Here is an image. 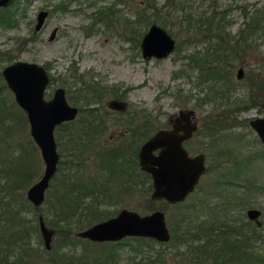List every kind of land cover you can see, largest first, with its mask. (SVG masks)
I'll return each instance as SVG.
<instances>
[{"label": "trees", "instance_id": "trees-1", "mask_svg": "<svg viewBox=\"0 0 264 264\" xmlns=\"http://www.w3.org/2000/svg\"><path fill=\"white\" fill-rule=\"evenodd\" d=\"M19 1L0 8V26L16 24ZM65 6V0H61L54 8ZM234 6L243 17L236 31L230 28ZM146 9L137 12L133 21L139 28L157 22L173 36L183 37L174 50L183 53L185 59L179 72H196L195 85L205 93L202 101L218 98L230 103L236 61L253 64L264 73V3L207 0L203 6L194 5L193 0H165L157 7L151 0ZM107 15L108 11L102 10L95 21L106 24ZM141 35L139 30L137 44ZM198 44L201 46L197 48ZM13 60L10 52L0 53V61ZM1 68L0 264H118L126 246L139 255L130 264H264V212L257 222L247 218L244 211L252 206V195L264 194V145L240 155L230 167L221 163L222 167L214 172L209 169L208 181L197 184L185 200L168 203V241L148 236H126L115 241L82 238L72 230L114 215L119 209L109 206L121 203L125 194L138 190L149 204L154 202L149 197L150 174L138 163L140 143L152 131L140 119L147 122L151 115L144 108H135L117 117L119 114L103 104L107 96L116 93L113 85L74 76L73 83L79 84L78 96L68 98L78 104L79 112L55 129L60 147L57 170L45 192L44 208L35 207L24 195V189L37 173L33 161L37 146L29 135L26 139L19 133L26 127L27 118L8 96ZM197 100L201 102L199 97ZM254 101L255 97L249 95L236 98L233 103L238 109H247ZM116 122L124 131L118 139H109L106 134ZM211 122L212 125H204L203 135L210 144L203 150L207 154L212 150L216 156L234 155L236 147L218 140L222 138V118ZM37 209L54 230L50 249L43 246L39 236L37 245L31 244L33 233L38 232ZM155 244L159 247L154 248Z\"/></svg>", "mask_w": 264, "mask_h": 264}, {"label": "rangeland", "instance_id": "rangeland-1", "mask_svg": "<svg viewBox=\"0 0 264 264\" xmlns=\"http://www.w3.org/2000/svg\"><path fill=\"white\" fill-rule=\"evenodd\" d=\"M59 1L61 0H20L18 13L15 14L16 24L12 27L0 26L1 54L10 52L15 59L36 61L44 63L48 67L53 80L46 89L45 96L47 98L52 95L55 87L64 86L66 94L75 99L78 96L76 89L79 84L73 83V77L81 76L85 80L92 78L101 83L116 84L118 89L123 90L125 93L123 98L128 102L127 110L146 109L151 115L149 122L152 121L155 127H164L167 124L168 117L171 114H176L179 109L194 108L198 120V129L191 142L195 150L189 149L190 153H196L206 145V135H203L205 123L212 125L211 120L222 118L223 129L220 135L222 138H218V140L236 147L235 154L216 156L212 150L209 154L203 150L208 156L207 167L200 177L199 183H204L206 179L209 180V169L214 172V170L222 167L221 163L225 168L230 167L233 165L234 159H240V155L262 146L259 140L256 139V134L250 127L249 120L254 116L264 115V104L251 106L247 109H238L237 105L233 103L236 98L248 97L249 95L255 97L256 92H260L258 87H260L264 73H260L254 67L253 61H251L252 65H242L244 68L242 79L236 78V70L241 65L236 61L232 72L233 94L230 103L221 101L218 98L211 100L207 98L202 101L205 93L201 91L199 86L195 85L196 72H191V75L179 72V69L185 66L183 64L185 59L181 56L183 53L173 51L167 57L159 59L152 57L147 60L142 57L139 47L140 40L137 44L136 38L139 30H142L143 34L148 26L139 28V25L133 20L136 18L137 12L147 11L146 3L147 1L151 2V0H65L66 6L64 9L54 8ZM164 1L155 0V5L160 7ZM193 1L194 5L205 6L207 4V0ZM232 1L235 4L246 3L248 5L264 3V0ZM42 8L47 9L49 14L43 27L35 32L36 15ZM12 9L15 10L14 5ZM102 10L108 11L106 24L103 21H95V17L99 16ZM230 13L233 18L230 28L232 31H236L243 21V17L236 6L233 7ZM55 26L58 27L56 36L53 40H48V35ZM175 38L177 42L180 41V38L183 39V37ZM200 46L198 44L197 48ZM6 63L0 61V67H3ZM186 72L190 73V70L186 69ZM263 95L261 94L264 99ZM8 96L15 101L10 90H8ZM198 97L201 102L197 100ZM69 102L75 104L72 99H69ZM75 105L78 106V104ZM137 116L140 119L139 115ZM121 127H110L106 135L109 136L113 131L120 130ZM19 133L26 139L27 135L31 137L28 121L26 127L21 128ZM111 135H115V133ZM235 135L239 138L234 137ZM208 138L210 139V137ZM209 144H207V147H209ZM57 149L60 150L58 145ZM36 154V159L33 161L37 173L31 183L40 176L44 167L38 147ZM88 163L90 169L92 164L90 161ZM203 178L205 179L203 180ZM27 187L24 189L25 196ZM148 201L142 196L141 192L135 190L131 194H125L121 203L109 207L113 210L127 207L142 214L154 209H161L165 212L168 222L169 213L171 212L168 206L169 202L154 200L149 204ZM43 202L38 205L42 209L44 208ZM251 204L252 206L245 208V215L247 216L246 210L248 208H259L261 213L258 220H260L264 212V194L256 193L252 195ZM40 211V209L35 210V214L39 215ZM30 214L31 217L32 213ZM80 229L74 228L72 231L76 234ZM38 236L44 246L39 225L38 232H34L32 235V245H37ZM263 245L264 242H262ZM153 247L158 248L159 245L155 244ZM145 249L148 250V248ZM77 250L80 252L81 248ZM138 257V254L131 253L129 246H126L119 255L118 264H130L131 260H136ZM256 264H259V262Z\"/></svg>", "mask_w": 264, "mask_h": 264}, {"label": "water", "instance_id": "water-1", "mask_svg": "<svg viewBox=\"0 0 264 264\" xmlns=\"http://www.w3.org/2000/svg\"><path fill=\"white\" fill-rule=\"evenodd\" d=\"M13 1L0 0V7L8 6ZM47 15L48 10L45 8L38 11L35 30L43 27ZM57 29L55 26L51 30L50 40L55 37ZM175 46L176 38L157 22L149 24L139 43L141 55L147 60L152 57H167L174 51ZM1 73L16 103L25 112L29 133L43 160L42 173L26 189L27 199L38 206L44 201L46 189L57 170L60 157L55 129L62 122L74 119L79 108L69 102L63 86L56 87L49 98L45 96L50 76L42 63L18 59L6 64ZM242 75L243 68L239 67L236 76L241 78ZM105 104L120 111L126 110L128 106L126 100L115 97L107 99ZM194 113L193 108L179 109L171 128L157 130L139 147L138 163L142 170L150 174L152 200H165L169 203L185 200L206 170L204 154L189 155L182 144L183 139L189 137L196 129V124L191 121V115ZM249 123L264 142V116L252 118ZM260 213L261 210L255 207L246 210L248 218L257 222ZM38 225L44 246L50 249L54 230L46 224L42 214L38 215ZM76 235L93 241L148 236L165 242L170 238V230L165 212L161 209L142 214L137 210L122 207L114 215L78 230Z\"/></svg>", "mask_w": 264, "mask_h": 264}, {"label": "flooded vegetation", "instance_id": "flooded-vegetation-1", "mask_svg": "<svg viewBox=\"0 0 264 264\" xmlns=\"http://www.w3.org/2000/svg\"><path fill=\"white\" fill-rule=\"evenodd\" d=\"M1 8V7H0ZM48 14H49V11H48ZM48 16V15H47ZM47 18V17H46ZM46 20V19H45ZM44 24H45V21H44ZM43 24V25H44ZM58 30V29H57ZM34 31L36 32V31H39V30H35L34 29ZM57 32V31H56ZM50 33H51V31H50ZM50 33H49V35H50ZM49 35H48V40H50L49 39ZM55 36H56V34H55ZM55 38V37H54ZM53 38V39H54ZM53 39H51V40H53ZM176 45H177V41H176ZM175 48H176V46H175ZM175 50V49H174ZM15 60H18V59H15ZM15 60H13V61H15ZM13 61H11V62H13ZM11 62H7L6 64H8V63H11ZM36 62V61H35ZM39 63V62H38ZM5 64V65H6ZM43 64V66L47 69V71H48V74H49V76H50V80H49V82H48V85H47V87H46V89L49 87V85H50V83H51V74H50V72H49V70H48V67L44 64V63H42ZM4 65V66H5ZM3 66V67H4ZM2 67V68H3ZM239 67H242L243 68V66L242 65H240V66H238V68ZM2 68H1V71H2ZM237 68V69H238ZM237 71V70H236ZM2 74V73H1ZM236 74H237V72H236ZM3 77V76H2ZM244 77V68H243V75H242V77L241 78H238L237 76H236V78L237 79H242ZM4 79V78H3ZM5 81V80H4ZM264 81V80H263ZM6 83V82H5ZM7 85V84H6ZM114 86V89H115V91H116V93L114 94V95H112V96H107L106 98L107 99H109V98H119V99H122V100H126V99H124L123 97H124V92H123V90H119L118 89V86L116 85V84H114L113 85ZM8 87V86H7ZM58 87V86H57ZM64 87V86H63ZM263 85L262 86H260V87H258V89H260V92H261V90H262V95H263V91H264V89H263ZM56 88V87H55ZM54 88V89H55ZM65 88V87H64ZM10 90V89H9ZM11 91V90H10ZM54 91V90H53ZM65 91H66V88H65ZM260 92L259 93H257L256 92V96H255V101H254V104H253V106H260V105H262V104H264V99L262 98V96H261V94H260ZM66 96H67V99L69 100V98H68V95L66 94ZM263 97H264V95H263ZM106 99V100H107ZM105 100V101H106ZM105 101L103 102V104H104V106L106 107V108H108L109 110H111V111H114V112H116L117 114H119L117 117H122L123 116V114H125V112L127 111V109L126 110H124V111H120V110H115V109H111V108H109L108 106H106V104H105ZM127 101V100H126ZM128 107V106H127ZM78 108H79V106H78ZM194 109V108H193ZM195 110V109H194ZM78 112H79V110H78ZM77 115H78V113H77ZM76 115V116H77ZM178 115V112L175 114H171L169 117H168V120H167V124L164 126V127H155V125L153 124V122L151 121V122H149L150 121V119H148V121L147 122H142L143 120H141L140 119V121H141V124H143V126H146L147 125V127H150V128H152V131H151V134L149 135V136H151L153 133H155L157 130H159V129H163V128H171L172 127V123H173V119L176 117ZM264 115H261V116H254V117H252V118H255V117H263ZM252 118H250V120L252 119ZM121 120H123L122 118H121ZM249 120V121H250ZM191 121L192 122H194L195 124H196V129L192 132V134L189 136V137H187V138H185V139H183V141H182V144H183V146H184V148L187 150V152H188V154L189 155H195V154H197V153H203L204 154V161H205V164H206V161H207V154L203 151V147L204 146H206V145H204L202 148H201V150H198V152H196V153H190V151H189V149H191V150H193L194 148H193V146H192V144H191V142H192V139H193V137H194V135H195V133H196V131H197V129H198V120H197V118H196V114L194 113L193 115H191ZM66 122V121H65ZM63 123V122H62ZM119 123H120V121H119ZM118 122H116V126H122V125H120ZM121 124H122V122H121ZM249 125H250V123H249ZM123 127V126H122ZM120 128V130H118V131H113L112 133L114 134L115 133V135H109V136H107L109 139H118L119 138V135H121L122 133H123V131H124V128ZM250 127L254 130V128L250 125ZM182 132V131H181ZM254 132H255V134H256V139L257 140H259V143L260 144H262V145H264V142H262V140L260 139V137H259V135L257 134V132H256V130H254ZM148 136V137H149ZM147 137V138H148ZM147 138H145L143 141H145ZM207 139V138H206ZM142 141V142H143ZM141 142V143H142ZM141 143H140V145H141ZM208 143V141L206 140V143L205 144H207ZM140 147V146H139ZM195 150V149H194ZM155 152H157V151H155ZM205 167H207V164L205 165ZM141 169V168H140ZM144 171V170H143ZM146 172V171H145ZM148 173V172H147ZM203 175V174H202ZM151 178V177H150ZM200 181V180H199ZM199 183V182H198ZM187 198V197H186ZM258 222H259V220H258Z\"/></svg>", "mask_w": 264, "mask_h": 264}]
</instances>
